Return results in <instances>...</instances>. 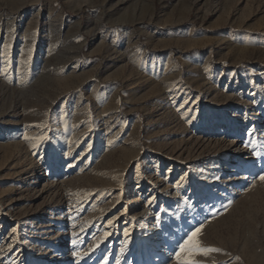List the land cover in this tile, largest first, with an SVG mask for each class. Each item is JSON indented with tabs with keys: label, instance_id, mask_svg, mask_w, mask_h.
Instances as JSON below:
<instances>
[{
	"label": "rangeland",
	"instance_id": "374dc122",
	"mask_svg": "<svg viewBox=\"0 0 264 264\" xmlns=\"http://www.w3.org/2000/svg\"><path fill=\"white\" fill-rule=\"evenodd\" d=\"M262 176L264 0H0V264H264Z\"/></svg>",
	"mask_w": 264,
	"mask_h": 264
},
{
	"label": "snow or ice",
	"instance_id": "6c2138e0",
	"mask_svg": "<svg viewBox=\"0 0 264 264\" xmlns=\"http://www.w3.org/2000/svg\"><path fill=\"white\" fill-rule=\"evenodd\" d=\"M255 141H252L251 147L255 148ZM264 179V176L261 177ZM203 224H199L191 230L189 233H186V238L182 242L178 243L177 251L175 253L176 259L179 261V264H198V262L191 259V256L196 253L207 254L209 252H219L221 249L211 248V247H202L198 239L199 234L201 233ZM108 234L105 233V237ZM75 243V241H73ZM119 264V261L117 262Z\"/></svg>",
	"mask_w": 264,
	"mask_h": 264
},
{
	"label": "bare ground",
	"instance_id": "6f19581e",
	"mask_svg": "<svg viewBox=\"0 0 264 264\" xmlns=\"http://www.w3.org/2000/svg\"><path fill=\"white\" fill-rule=\"evenodd\" d=\"M30 155V154H29ZM35 164H36V161H35V159H29L28 161H26L23 165H22V167H21V169L20 170H22V171H20V177H22L23 176V174H25V177H28V174H29V169H30V167H32V166H35ZM148 211V210H147ZM146 211V212H147ZM77 253V252H76Z\"/></svg>",
	"mask_w": 264,
	"mask_h": 264
}]
</instances>
